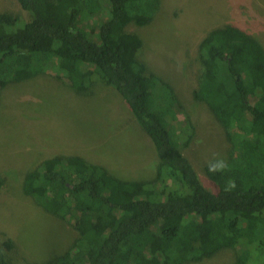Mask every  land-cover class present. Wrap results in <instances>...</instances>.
<instances>
[{"label":"trees","instance_id":"1","mask_svg":"<svg viewBox=\"0 0 264 264\" xmlns=\"http://www.w3.org/2000/svg\"><path fill=\"white\" fill-rule=\"evenodd\" d=\"M16 1L28 17L0 12V97L6 84L49 72L76 94L100 80L124 102L155 157L150 179L120 178L67 151L47 152L21 171V195L74 231L65 250L41 264H194L238 248L227 264H264V48L257 39L225 24L197 44L193 97L231 145L226 171L204 166L209 190L183 154L190 135L172 123L174 89L148 72L141 38L125 30L149 22L160 0ZM229 180L235 188L225 191ZM1 232L0 264H11L5 253L15 238Z\"/></svg>","mask_w":264,"mask_h":264},{"label":"rangeland","instance_id":"2","mask_svg":"<svg viewBox=\"0 0 264 264\" xmlns=\"http://www.w3.org/2000/svg\"><path fill=\"white\" fill-rule=\"evenodd\" d=\"M2 11L28 17L16 0H0ZM225 24L249 33L264 48V0H160L149 22L125 27L141 38L138 56L148 72L174 89L178 105L172 123L190 135L183 154L209 190L215 187L204 166L227 160L231 145L215 116L193 97L201 73L197 44L208 30ZM51 151L80 155L124 179H150L154 174L151 140L100 80L79 94L53 72L6 84L0 97V245L5 229L15 238V249L5 253L11 264H41L63 252L74 236L70 226L21 195L20 172ZM239 251L221 250L194 264H227Z\"/></svg>","mask_w":264,"mask_h":264},{"label":"clouds","instance_id":"3","mask_svg":"<svg viewBox=\"0 0 264 264\" xmlns=\"http://www.w3.org/2000/svg\"><path fill=\"white\" fill-rule=\"evenodd\" d=\"M215 155L216 154L214 153L213 156H215ZM227 169H228V163L223 158L215 159L213 162H211L207 165L208 172L213 173V174L222 173V172L226 171ZM234 188H235V182L229 180L226 183L224 190L225 191H231Z\"/></svg>","mask_w":264,"mask_h":264}]
</instances>
